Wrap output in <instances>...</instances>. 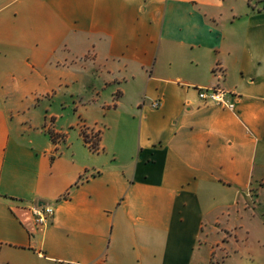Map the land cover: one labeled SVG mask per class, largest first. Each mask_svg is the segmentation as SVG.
<instances>
[{
	"label": "crops",
	"instance_id": "1",
	"mask_svg": "<svg viewBox=\"0 0 264 264\" xmlns=\"http://www.w3.org/2000/svg\"><path fill=\"white\" fill-rule=\"evenodd\" d=\"M259 182L264 0H0V264H195Z\"/></svg>",
	"mask_w": 264,
	"mask_h": 264
},
{
	"label": "rangeland",
	"instance_id": "2",
	"mask_svg": "<svg viewBox=\"0 0 264 264\" xmlns=\"http://www.w3.org/2000/svg\"><path fill=\"white\" fill-rule=\"evenodd\" d=\"M232 200L227 197L225 203ZM242 200V216L235 212V205L219 212L215 227L197 250L195 264H264V183H256Z\"/></svg>",
	"mask_w": 264,
	"mask_h": 264
},
{
	"label": "built area",
	"instance_id": "3",
	"mask_svg": "<svg viewBox=\"0 0 264 264\" xmlns=\"http://www.w3.org/2000/svg\"><path fill=\"white\" fill-rule=\"evenodd\" d=\"M201 100L206 103H212L223 108L234 110L237 101V94L233 91L226 90L221 86L200 87L197 89ZM159 104V101L155 105ZM87 131V130H86ZM89 133H85L86 140L89 146L97 150L99 142V131L95 129H88ZM95 138V140H93ZM30 211L34 217L37 225H48L53 219L55 209L52 204H34L30 207Z\"/></svg>",
	"mask_w": 264,
	"mask_h": 264
}]
</instances>
